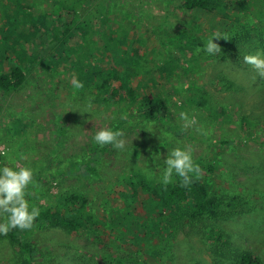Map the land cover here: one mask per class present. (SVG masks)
Wrapping results in <instances>:
<instances>
[{"label": "rangeland", "instance_id": "obj_1", "mask_svg": "<svg viewBox=\"0 0 264 264\" xmlns=\"http://www.w3.org/2000/svg\"><path fill=\"white\" fill-rule=\"evenodd\" d=\"M53 3L21 1L38 14L53 11ZM88 3L83 19L94 25L96 37L100 39L105 26L94 17L103 12L112 25L126 28L136 38L146 82L156 83L159 95L167 100L168 121L140 120L136 102L140 96L109 103L82 80L84 87L73 90L70 81L78 70L52 64L47 54H40L21 88L0 93V166L32 168L35 183L27 198L35 206L55 203L67 192L84 196L85 211L97 225L74 233L59 226L30 230L23 239L32 248L31 259L0 236V264H118L117 257L140 264H236L243 252L257 255L264 264V77L244 62L245 55L264 53V27L241 11L225 22L186 12L171 0ZM6 4L0 0V46L7 42L1 8ZM254 9L260 11L259 4ZM224 32L235 38L232 47H225L238 57L229 55L221 62L217 53L208 55L202 49L210 37ZM164 67L170 76H159ZM180 112L195 116L196 126L208 135H200L195 127L182 129ZM104 127L122 132L125 149L110 146L95 174L69 170L91 157L99 147L92 136ZM177 146L192 153L201 170L199 179L221 203L226 217L193 221L187 215L176 219L164 213L160 220L150 221L154 226L142 237L140 220L143 225L151 208L146 201L125 207V198L132 196L126 182L139 173L159 183L156 165L162 167L167 151ZM146 168L153 171L152 179ZM212 228L228 237L227 246L208 239Z\"/></svg>", "mask_w": 264, "mask_h": 264}, {"label": "trees", "instance_id": "obj_2", "mask_svg": "<svg viewBox=\"0 0 264 264\" xmlns=\"http://www.w3.org/2000/svg\"><path fill=\"white\" fill-rule=\"evenodd\" d=\"M3 1L7 4L4 5L5 8L1 6L4 12L2 21L5 31L2 37L7 42L0 46L1 94L5 95L21 88L38 64L40 54H47L50 63L59 66L68 64L70 70L77 69V78L87 85H92L94 92L104 98V101L109 103L125 99L133 101L140 96L141 98L136 101L140 120L168 121L167 100L159 95L156 83L146 82L147 71L143 66L144 58L136 54L138 46L136 38L130 37L126 28L112 25L114 21L103 12H100L101 14L97 12V16L94 17L97 24L101 22L102 27L105 26L100 39L96 37L98 34H94L92 27L94 25L91 21L83 19L84 14L88 13L87 3L91 0H53L54 10L39 14L31 10L29 5L21 4L23 0ZM171 1L180 3V7L186 12L198 11L213 15L217 20L225 22H230L235 12L241 11L253 18L259 27H264V0ZM255 4H259L260 11L254 9ZM213 30L215 28L211 31ZM222 33H218L217 36L219 39L217 41L223 42L217 52L219 60L225 61L229 55L237 58L235 52L229 54L230 48L225 47H232V44H235V38L233 36L227 38L224 36L226 33L221 35ZM90 39L94 40L93 45L90 44ZM159 76H170V69L164 67V72H161ZM143 81L145 82L141 83ZM197 103L203 105L204 102ZM109 147H97L93 150L91 157L75 163L69 170L75 169L80 174H95L98 160L107 153ZM126 185L132 191V196L128 195L125 198L126 208L129 209L131 204L133 206L136 202L144 201L148 208H151L148 210L150 216L143 221L145 226L138 217L140 232H143L142 237L154 226L153 223V225L150 224V221L160 220L164 213L176 219H179L181 215H187L193 221L217 220L226 217V214L220 211L221 203L210 195L207 186L199 178L188 187L179 186L178 180L176 183L165 186L160 182H152L138 173L134 179L128 180ZM54 202L45 206L36 205L40 215L34 221L33 229L42 226H59L69 233H74L97 225V220L92 221L93 216L85 211L87 200L84 196L67 192L61 194ZM179 204L181 208L178 207ZM231 206L234 207L233 204ZM152 214H157V217L150 219ZM90 221L92 222L88 225ZM117 226V224H111L112 228ZM29 231L12 229L3 237L23 254H29L31 259L32 248L23 239ZM207 237L208 239L214 237L223 246L228 245L229 239L222 231L212 228ZM116 262L140 264L136 260L129 262L120 257L116 258ZM236 264L262 263L257 255L243 252L239 255Z\"/></svg>", "mask_w": 264, "mask_h": 264}, {"label": "clouds", "instance_id": "obj_3", "mask_svg": "<svg viewBox=\"0 0 264 264\" xmlns=\"http://www.w3.org/2000/svg\"><path fill=\"white\" fill-rule=\"evenodd\" d=\"M219 40L217 36L210 37L203 46V51L208 55H215L219 51L217 44L213 40ZM201 51L200 48L197 52ZM244 62L252 65L257 74L264 77V53L257 52L255 55H245ZM71 87L73 90H80L84 87L83 83L75 76L71 77ZM88 113V112H85ZM121 119L125 116L121 114ZM179 120L182 129L187 130L195 127V130L202 136H207L208 131L203 127L196 126L195 116H189L186 112L179 113ZM161 134L170 139V134L162 131ZM123 134L119 130L112 128H101L92 136L95 145L103 148L111 146L114 149L123 151L126 146ZM159 157V155H158ZM159 175L155 178L162 184L179 182V186L188 187L195 179L199 178L200 168L194 162L192 153L182 147H173L167 151L163 160L162 167L156 165ZM149 179L154 173L152 170L145 169ZM34 173L30 167H9L0 166V236L6 235L12 229L20 231L32 230L34 221L40 215V210L33 205L29 197L28 189L33 186Z\"/></svg>", "mask_w": 264, "mask_h": 264}]
</instances>
